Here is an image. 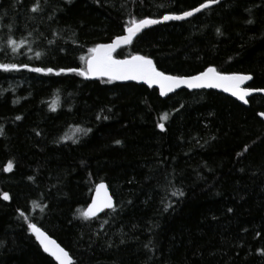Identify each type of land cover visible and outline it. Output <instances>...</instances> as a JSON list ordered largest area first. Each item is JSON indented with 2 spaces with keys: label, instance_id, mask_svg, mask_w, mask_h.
Returning <instances> with one entry per match:
<instances>
[{
  "label": "trees",
  "instance_id": "obj_1",
  "mask_svg": "<svg viewBox=\"0 0 264 264\" xmlns=\"http://www.w3.org/2000/svg\"><path fill=\"white\" fill-rule=\"evenodd\" d=\"M36 2L0 0V64L19 67L0 69V264H58L32 223L73 264H264L263 95L249 106L214 90L162 98L146 85L55 74L85 69L81 57L132 20L207 0H40L33 12ZM137 54L165 73L214 66L264 88V0H221L148 28L114 56ZM102 181L115 211L85 219Z\"/></svg>",
  "mask_w": 264,
  "mask_h": 264
},
{
  "label": "snow or ice",
  "instance_id": "obj_2",
  "mask_svg": "<svg viewBox=\"0 0 264 264\" xmlns=\"http://www.w3.org/2000/svg\"><path fill=\"white\" fill-rule=\"evenodd\" d=\"M221 0H207V2L199 4V6L183 11L181 14H169L164 15L163 19H140L132 20L129 22L126 32L127 35L117 36L112 43L108 44H98L95 47L89 49L90 55L88 57H81L82 60L86 62V68L77 71V69H60L55 71L56 75L61 73H72L75 72L78 75L87 77L89 74L107 76L110 80H140L146 84L152 85L157 84L160 88V94L167 96L170 92H175L181 87H186L188 89H212V88H222L225 92H230L232 96L237 97L240 101L247 104L249 101L246 99L248 96L252 95L255 91L264 92V89H252L243 88L242 85L246 81L253 79L251 75H241V74H222L215 67H208L205 71L200 72L198 75L193 76H178V75H167L163 71L157 69L154 61L146 56L135 55L130 58L116 59L114 53L123 44H131L137 33H140L143 29L148 28L151 25H158L166 21H183L188 18L195 16L197 13H201L206 9L212 8L213 5L219 4ZM40 0H37L36 5L31 9L33 12L40 11ZM249 24L253 21L249 20ZM218 34H219V30ZM9 44L12 46L13 50H17L18 47H22L23 43L17 45L16 40H10ZM37 56L40 53H36ZM24 67H28L24 65ZM0 69L5 72L19 70L16 64H0ZM30 71L48 74H53L54 69L52 68H31ZM55 110V109H53ZM264 116V113H260ZM16 119H21V117H16ZM164 120L168 119V114H164ZM161 130L165 129L163 123L159 124ZM2 128H0V134H2ZM77 131H84L85 134L90 132L91 129L82 130L77 129ZM78 142V141H77ZM117 143H120L117 141ZM247 148L244 149V152ZM13 169V164L8 163L5 171L11 172ZM103 190L105 195L103 198L100 197L99 193ZM173 196L180 195L183 196L182 191H176L172 193ZM4 200H10L11 197L4 193ZM105 209H112L115 211V205L113 203L112 197L107 195L106 185L101 183L97 189V198L92 203V205L83 212L82 215L85 219L95 217L98 212H102ZM231 211V209H229ZM23 216L24 213L21 212ZM106 222V221H105ZM33 234L39 244L43 247V250L49 253L55 258L59 264H73L69 253L65 251L54 239H52L45 231L40 227H37L35 223L29 225Z\"/></svg>",
  "mask_w": 264,
  "mask_h": 264
},
{
  "label": "water",
  "instance_id": "obj_3",
  "mask_svg": "<svg viewBox=\"0 0 264 264\" xmlns=\"http://www.w3.org/2000/svg\"><path fill=\"white\" fill-rule=\"evenodd\" d=\"M169 14H175V13H167V14H165V15H169ZM179 14H181V13H179ZM146 19V18H145ZM147 19H163V16L161 17V18H153V17H150V18H147ZM189 19V18H188ZM187 20V19H186ZM184 21V20H183ZM167 22H171V21H166V22H163V23H167ZM163 23H161V24H163ZM153 26H156V25H151V26H149L148 28H151V27H153ZM148 28H145V29H143L140 33H137V35L134 37V39H133V41L142 33V32H144L145 30H147ZM123 35H127V32L125 31V33L123 34ZM121 36V35H120ZM114 40H115V38L112 40V41H110V42H108V43H112V42H114ZM132 41V42H133ZM108 43H101V44H108ZM132 44V43H131ZM130 44H128V45H121L117 50H116V52L119 50V49H121V48H123V47H127V46H129ZM115 52V53H116ZM114 53V54H115ZM137 55H139V54H137ZM133 56H135V55H133ZM130 57H132V56H130ZM130 57H126V58H130ZM116 59H125V58H117V57H115ZM148 58H150V59H152L151 57H148ZM153 60V59H152ZM154 61V60H153ZM154 63H155V61H154ZM156 65V64H155ZM157 67V66H156ZM211 67H214V66H211ZM216 68V67H215ZM157 69L158 70H160L158 67H157ZM207 69V68H206ZM205 69V70H206ZM217 69V68H216ZM205 70H203V71H205ZM218 70V69H217ZM161 71V70H160ZM202 72V71H201ZM220 72V71H219ZM165 73V72H164ZM200 73V72H199ZM199 73H197V74H194V75H198ZM222 74H241V75H251V74H247V73H239V72H231V73H223V72H221ZM165 74H167V75H174V74H169V73H165ZM178 76H184V77H187V76H193V75H178ZM252 76V75H251ZM88 77H90V78H103V79H109L107 76H100V75H90V76H88ZM253 77V76H252ZM115 81H119V82H121V83H136V84H141V85H146V86H148V87H150V88H153V89H157L158 91H159V94H160V88H159V85H157V84H152V85H149V84H146V83H144L143 81H140V80H115ZM251 82H252V80H250V81H246L243 85H242V87L243 88H252V89H257V90H259V89H264V88H255V87H251ZM181 90H188V91H200V90H214V91H217V92H220V93H223V94H225V95H228V96H230V97H232V98H234V99H236L237 101H239L240 103H242L243 105H245V106H249V102L247 103V104H245L243 101H240L237 97H234V96H232L231 95V93L230 92H225L222 88H212V89H208V88H204V89H188V88H186V87H181L180 89H177L175 92H170L167 96H164V95H161L160 94V96L162 97V98H167V97H169L170 95H172V94H175V93H177L178 91H181ZM255 95H263L264 96V92H260V91H255V92H253V94L252 95H250V96H248L246 99L249 101L250 100V98L251 97H253V96H255ZM260 113H264V111H262V112H260ZM260 113H259V116L263 119V121H264V116H261L260 115ZM101 183H103V184H105L106 185V189H107V195H110L111 197H112V200H113V203H114V205H115V198H114V196L112 195V192H111V190H110V188H109V186H108V184L105 182V181H102V182H99L96 186H95V189H94V192H93V196H92V199H91V202L89 203V205H88V207H87V209L92 205V203L96 200V198H97V189H98V187H99V185L101 184ZM99 195H100V197L101 198H103L104 197V195H105V192L103 191V190H101L100 191V193H99ZM107 210H111V209H105L104 211H102V212H98L97 214H96V216H99V215H101L103 212H105V211H107ZM95 216V217H96ZM38 227V226H37ZM42 229V228H41ZM43 230V229H42ZM43 231H45V230H43ZM46 232V231H45ZM47 233V232H46ZM52 239H54L61 247H63L64 249H65V251H67L68 253H69V256H70V258L72 259V256H71V254H70V252L61 244V243H59V241H57L54 237H52L49 233H47ZM38 243H39V241H37ZM40 245V244H39ZM41 246V245H40ZM42 247V246H41ZM42 249H43V247H42ZM47 253V252H46ZM48 255H50L49 253H47ZM51 256V255H50ZM52 257V256H51ZM54 260H55V258L54 257H52ZM56 261V260H55ZM58 264H59V262L58 261H56Z\"/></svg>",
  "mask_w": 264,
  "mask_h": 264
},
{
  "label": "rangeland",
  "instance_id": "obj_4",
  "mask_svg": "<svg viewBox=\"0 0 264 264\" xmlns=\"http://www.w3.org/2000/svg\"><path fill=\"white\" fill-rule=\"evenodd\" d=\"M91 74H89L88 76H90Z\"/></svg>",
  "mask_w": 264,
  "mask_h": 264
},
{
  "label": "bare ground",
  "instance_id": "obj_5",
  "mask_svg": "<svg viewBox=\"0 0 264 264\" xmlns=\"http://www.w3.org/2000/svg\"><path fill=\"white\" fill-rule=\"evenodd\" d=\"M35 236V235H34Z\"/></svg>",
  "mask_w": 264,
  "mask_h": 264
}]
</instances>
